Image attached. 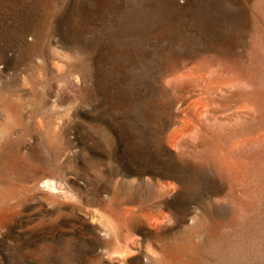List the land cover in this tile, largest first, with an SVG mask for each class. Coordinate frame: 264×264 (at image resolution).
<instances>
[{
  "label": "rangeland",
  "instance_id": "374dc122",
  "mask_svg": "<svg viewBox=\"0 0 264 264\" xmlns=\"http://www.w3.org/2000/svg\"><path fill=\"white\" fill-rule=\"evenodd\" d=\"M0 264H264V0H0Z\"/></svg>",
  "mask_w": 264,
  "mask_h": 264
}]
</instances>
